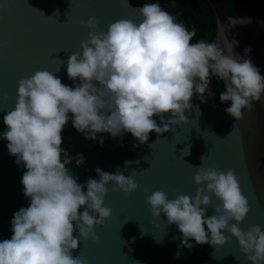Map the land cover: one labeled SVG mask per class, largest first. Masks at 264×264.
<instances>
[{
  "label": "clouds",
  "instance_id": "clouds-1",
  "mask_svg": "<svg viewBox=\"0 0 264 264\" xmlns=\"http://www.w3.org/2000/svg\"><path fill=\"white\" fill-rule=\"evenodd\" d=\"M136 10L140 22L121 18L107 31L99 29L95 17L80 22L89 38L81 41L82 52L67 60L74 87L47 70L17 81L16 104L3 117L7 130L0 139L8 141L10 155L26 169L21 183L29 205L13 214V234L0 242V264H89L87 257L73 255L79 246L74 233L99 242L95 227L112 215L111 208L103 206L109 182H114L111 191L125 195L138 187L134 176L119 168L110 173L97 167L99 179L78 183L66 165L75 160L80 166L85 157L71 156L61 147L69 120L86 139L128 132L143 144L152 131L163 134L173 125L188 123L185 111L193 108L192 97L206 102L213 79L222 83L220 102H230L225 111L237 121L264 96V75L250 58L251 46L245 47L244 56L235 53L239 41L230 32L237 24L250 23L251 17H228V23H218L214 40L193 43L195 29L189 30L159 3H144ZM194 168L195 195L169 199L157 189L146 200L151 215L163 213L167 224H175L185 247L192 248V240L223 246L230 239L227 232L237 238L251 264H264V230L259 224L246 231L239 226L249 203L235 171ZM213 196L218 203L213 204ZM210 207L213 214L208 216Z\"/></svg>",
  "mask_w": 264,
  "mask_h": 264
},
{
  "label": "water",
  "instance_id": "water-1",
  "mask_svg": "<svg viewBox=\"0 0 264 264\" xmlns=\"http://www.w3.org/2000/svg\"><path fill=\"white\" fill-rule=\"evenodd\" d=\"M207 2L216 20L213 40L219 22L246 17L228 15L219 0ZM0 5V133L7 130L3 117L15 107L19 79L47 70L74 87L67 76V60L70 54L82 52L81 41L89 38L82 20L95 17L99 29L107 31L118 19H142L136 10L141 6L130 0H0ZM247 17H251L250 23L230 30L239 41L234 52L244 56L245 47L251 46L250 58L264 75V15ZM205 96L204 103L192 97L193 108L185 111L188 123L173 125L163 134L152 131L143 144L128 132L117 137L98 133L95 140L86 139L68 121L61 133V147L71 156L85 157L80 166L75 160L66 165L78 183H85L89 177L99 179L95 171L99 167L110 173L119 168L123 174L134 176L138 184L135 191L125 195L111 191L114 182H109L103 206L110 207L112 215L106 224L95 227L99 242L74 233L79 238L74 256L87 257L89 264H251L240 251L237 238L227 232L224 234L230 239L223 246L192 240L193 247H185L177 226L167 224L163 213L153 217L146 205L147 197L157 189L169 199L177 194L194 196L198 187L194 181L196 166L225 172L233 169L249 203V212L239 226L246 231L259 224L264 230V96L253 102V109L239 121L225 111L230 105H222L215 91L209 94L206 90ZM153 118L159 123V117ZM7 143L0 139V242L13 234L14 212L29 205L21 183L26 169L15 162ZM212 202L219 201L213 196ZM212 214L210 207L207 215Z\"/></svg>",
  "mask_w": 264,
  "mask_h": 264
},
{
  "label": "trees",
  "instance_id": "trees-1",
  "mask_svg": "<svg viewBox=\"0 0 264 264\" xmlns=\"http://www.w3.org/2000/svg\"><path fill=\"white\" fill-rule=\"evenodd\" d=\"M132 4L142 6L144 3H159L165 10L173 14L178 22H182L189 30L195 29L196 36L192 42L200 39L211 42L216 33L214 12L207 0H130ZM225 13L231 16L264 15V0H219ZM218 94L223 91L222 83L214 79L210 85ZM220 102V99H219ZM221 103V102H220ZM230 105V102L221 103Z\"/></svg>",
  "mask_w": 264,
  "mask_h": 264
}]
</instances>
